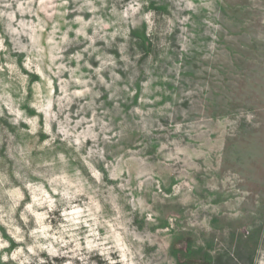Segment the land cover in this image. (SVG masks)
<instances>
[{
	"label": "rangeland",
	"instance_id": "374dc122",
	"mask_svg": "<svg viewBox=\"0 0 264 264\" xmlns=\"http://www.w3.org/2000/svg\"><path fill=\"white\" fill-rule=\"evenodd\" d=\"M130 2L110 0L109 8L115 3L123 11ZM136 3L137 11L120 26L122 34L108 38L111 46L105 40L93 44L103 53L101 60L96 59L101 53L90 56L91 48L84 51L92 43L84 37L62 46L64 60L56 59L57 66L63 62L75 69L77 62L67 58L77 52L83 56L81 65H91L80 69L85 76L81 81L77 75L76 87H61L71 76L64 71L57 78L52 67V46L59 43V35H52L51 25L62 11L60 0H15L14 19L0 14V32L7 28L12 35L20 33L16 41L6 42L9 57L0 50L7 69L0 76L23 75L31 101L16 107L11 94L7 101L0 97L5 113L0 116V181L12 178L16 170L25 171V165L46 162L51 154L83 165L112 190L110 206L120 227L104 219L120 237L121 264H264V0ZM21 4L27 10H20ZM74 6L70 0L69 9ZM76 15L70 11L65 19ZM80 15L91 18V13ZM22 17L31 25L21 29ZM86 32L93 35L91 27ZM69 39H77L75 32ZM44 53L48 69L39 62ZM92 69L99 70L103 83ZM21 114L28 119H20ZM109 115L114 116L109 125L113 132L124 129L117 143H112L117 141L112 132L106 134L111 140L97 136L99 127L93 123L101 117L109 124ZM33 116L39 117L35 123ZM61 145L78 159L68 161ZM129 156L138 159L122 171ZM127 192L131 195L124 204L120 196ZM30 199L44 200L43 188H34L31 198L26 193V201ZM101 207L97 202V220ZM47 210V205L38 207L30 224ZM67 211L69 219L49 212L36 227L49 228V222L55 226L53 217L65 226L82 218L75 209ZM89 223L85 220L84 226ZM95 227L98 235L105 234L99 224ZM0 231L9 236L2 219ZM47 235L51 238L52 231ZM40 256L52 264L70 258L61 257L55 245ZM88 260L105 264L99 253L89 254ZM75 264L83 261L76 259Z\"/></svg>",
	"mask_w": 264,
	"mask_h": 264
},
{
	"label": "clouds",
	"instance_id": "9594fccd",
	"mask_svg": "<svg viewBox=\"0 0 264 264\" xmlns=\"http://www.w3.org/2000/svg\"><path fill=\"white\" fill-rule=\"evenodd\" d=\"M69 2L70 0H60L59 7L62 11L58 12L57 20L51 25L52 35H59V43L52 46V51L55 53L52 67L57 68V78L62 76L64 71H68L71 76L70 80L61 82V87H76L78 84L77 75H79L81 81H83L85 76V73L80 72V69L82 67L91 68L87 61H85L84 65L79 63L83 59L82 54L79 52L67 58L68 62L72 60L77 62L75 69L71 67L65 68L66 64L63 62L57 66L55 64L56 59L64 60V57L60 54L63 51L62 46L73 42L78 43V38L84 37L92 41L84 51L87 52L91 48L90 56L92 53H101L96 56L97 60H101L103 53L99 48L93 47L95 41L105 40L108 46H111V41L108 38L121 35L120 26L126 23L125 17L132 16L140 6L136 3V0H132L123 8V11H118L115 3L109 8L110 0H71V3L75 6L69 9ZM144 2L146 3V0ZM14 4L15 0H0V14L7 17L9 21L14 19V14L17 11ZM27 8V4L20 5V10L22 11L27 10ZM70 11L77 13V15L72 20H66L65 16ZM81 13H91V18L86 21L83 15H80ZM26 25H31V21L23 20L22 17L20 22L21 29ZM73 25H78V27L73 28ZM106 25H110L116 30L109 32ZM89 27L93 29L92 36L87 35L86 30ZM70 32H75L77 38L75 41L69 39ZM19 35L20 33L10 34V30L7 28L5 31L0 32V50H3L4 57H9L10 52L6 42L9 39L16 41ZM26 47L30 49L32 45L28 44ZM48 55L47 53V58ZM45 58L44 53L39 57V62L42 67L48 69V64L44 63ZM37 60V55L33 53V63H36ZM7 62L14 63L10 58ZM109 62H113L111 58H109ZM6 72L4 60L0 59V73ZM92 72L98 77V82L103 83V78L99 76V70L92 69ZM80 86L84 87L85 85L80 83ZM28 88L29 84L26 83L25 77L19 73H14L11 76H0V97L7 101L9 94H11L15 97L13 102L16 107L31 103L28 99ZM31 88L33 92L36 91L34 85H31ZM41 88L47 94L48 89L43 81L41 82ZM71 94L75 95V93ZM93 95H96V93H93ZM59 110L63 112L64 106L61 105ZM4 114V108L0 107V116H4ZM93 114L95 116V112ZM105 115H108V113H105ZM20 119L27 120L28 117L21 114ZM37 119H39L38 116H33L31 117V122L35 123ZM112 120H114V116L109 115V124H106L101 117H96L93 123L99 127L97 136H103L111 140L110 137H106V134L112 132V136L117 137V141H112V143H117L124 129L121 128L120 132H113L112 127L109 126ZM57 123L61 124L60 121H57ZM89 126L91 127V125ZM124 127L128 126L124 125ZM45 130L41 126V131ZM60 148L62 151H67L68 161L78 159V154L74 155L71 149H67L65 145H61ZM136 159L138 158L129 156L128 160L123 161L121 170L129 171ZM86 163L87 161H85ZM25 168V171L16 170L12 173V178L6 177L0 181V184L4 186L0 187V219L4 221L9 233L6 238L5 233L0 231V264H52V261L40 256L42 251L51 248L52 245H55L56 252L61 257H70L64 260L62 264H75L76 259L82 260L83 264H96L95 261L90 262L88 260L89 254L96 253L100 254L105 264H121L116 243L120 237L116 231L110 230L108 220L104 219V217H108L112 224L116 225L117 229L120 227L118 223L119 216L112 214L113 210L110 206L112 190L110 187L93 179L83 165H71L66 160L58 158L57 154H51L46 162L37 163L35 167L25 165ZM129 178L132 177L130 176ZM45 185H47V190ZM37 186L43 188L44 200L30 199V201H26V193L31 198L33 189ZM49 192L53 195H49ZM9 194H14L15 199L9 200ZM130 195L131 193L127 192L126 195L120 196L124 204H127V196ZM22 201L23 208L21 209ZM97 202L102 205L99 212V220L96 219L95 215ZM45 205H47L48 210L39 213L40 219H48L49 212L54 211H59L61 217L69 219L68 209L79 211L82 218L70 226H65L58 217H53L57 220L55 226L51 222L48 223L49 228L36 227L40 223V219H34L30 224L31 218L37 216L36 209L38 207L43 208ZM89 209L92 210L91 213H89ZM85 220L91 221V223L88 226H84ZM97 224L104 230L105 234H97L95 227ZM77 225H79L78 232L74 230ZM49 230L52 231L51 238L47 235ZM85 244L86 247H83ZM111 253H116V257L113 258Z\"/></svg>",
	"mask_w": 264,
	"mask_h": 264
},
{
	"label": "trees",
	"instance_id": "16d2710c",
	"mask_svg": "<svg viewBox=\"0 0 264 264\" xmlns=\"http://www.w3.org/2000/svg\"><path fill=\"white\" fill-rule=\"evenodd\" d=\"M191 253H192L193 255H195V253H200V250H199L198 252H196V251H192ZM203 255H204V259H205V260H209V259H210V256H209L208 254H203ZM191 257L194 258V257H196V256H192V255H191Z\"/></svg>",
	"mask_w": 264,
	"mask_h": 264
}]
</instances>
